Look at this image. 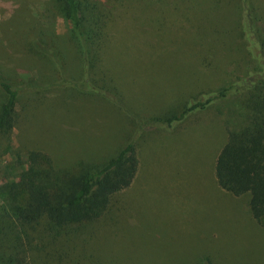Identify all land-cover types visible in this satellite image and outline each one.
Here are the masks:
<instances>
[{"label": "trees", "instance_id": "16d2710c", "mask_svg": "<svg viewBox=\"0 0 264 264\" xmlns=\"http://www.w3.org/2000/svg\"><path fill=\"white\" fill-rule=\"evenodd\" d=\"M105 1L48 0L47 15L43 4L35 9L24 0L0 20V163L21 168L12 180L0 182V264L105 263V252L97 255L90 238L111 212L114 196L134 182L144 137L153 129L173 131L232 96L242 97L244 124L228 132L212 173L222 190L247 197L249 215L264 228V0ZM162 4L184 34L180 43L169 42L182 49L155 56L153 44L132 39L137 35L113 47L116 10L131 12L133 19L136 9ZM49 8L66 21L63 33L48 19ZM209 8L219 10L221 27L209 28L214 19ZM130 49L141 58L149 55L153 64L164 56L192 59L198 76L173 90L169 101L179 103L166 114H148L133 102L138 95L124 86L117 60L129 54L125 62L136 63ZM231 49L237 57L227 52ZM72 98L101 105H90L99 117L75 129ZM107 108L114 113L110 117L100 113ZM44 117L51 118L47 128L41 124ZM58 120L74 127L68 130L79 138L54 131ZM105 120L120 126L116 137L106 131ZM20 126L27 144L32 142L25 151L12 139ZM48 135L61 151L68 143H81L86 156L68 162L47 142ZM41 141L44 148L33 145ZM212 258L206 257L207 264H224Z\"/></svg>", "mask_w": 264, "mask_h": 264}, {"label": "rangeland", "instance_id": "374dc122", "mask_svg": "<svg viewBox=\"0 0 264 264\" xmlns=\"http://www.w3.org/2000/svg\"><path fill=\"white\" fill-rule=\"evenodd\" d=\"M25 1L35 9H40L42 4L44 10L50 7L48 0H42L40 4L36 0ZM20 2L24 0H0V20L10 17L11 11ZM163 8L164 4L156 9H136L133 19L131 12L123 14L121 10H116L115 22L110 26L115 34L113 47L117 50L118 42L130 43L129 38L137 35L132 39L140 37V40L153 44L155 56L170 49H182L169 42L180 43L184 34L173 16ZM49 9L52 12L48 19L52 26L57 33H63L67 28L66 21L52 8ZM207 11L214 16L208 23L209 28L221 27L219 10L209 8ZM46 13L49 15L48 11ZM178 29L179 34L176 33ZM217 48L219 54L223 55L219 42ZM130 52L137 57L132 58L136 63L125 62L124 59L131 60L129 54H119L120 59L117 60L122 62L124 86L138 95L135 99L131 97L133 102L144 107L150 115H164L168 108L176 107L179 101L174 98L169 101L173 90L179 86L182 89L191 76H198L192 73V59L188 56H164L165 60L158 57L153 64L149 55L141 58L132 49ZM227 52L234 55L232 49ZM235 57L237 55L232 58ZM241 100L240 96L218 100L211 108L192 115L173 131L153 129L144 137L139 149L140 167L134 182L114 196L111 212L90 238L97 255L105 252L103 264H207L208 256L213 257L215 263H263L264 228L249 215L247 197L230 195L216 184L211 166L218 150L227 141L228 132L244 124L245 111ZM68 105L75 112V129L88 126L82 123L90 120V117H99L96 109L90 106L97 107L96 103L72 98ZM99 107L102 106L98 105L97 109ZM46 110L51 112L50 109ZM108 112L107 108L100 113L106 117L114 114ZM50 119L44 117L41 124L49 127ZM53 124L54 131L61 134L63 131L70 134L72 131L68 129H74L65 127L59 120ZM102 124L115 137L121 129L115 121L105 120ZM21 128H15L12 139L14 145L21 146L25 151L32 142L27 144ZM71 135L74 138L80 136ZM19 139L23 142L20 143ZM46 140L52 142L50 146L55 152L64 153V159L68 162L86 156V149L81 150L82 144L79 142L68 143L61 151L51 135ZM33 145L44 148L46 144L41 141ZM77 145H80L79 149ZM11 163L10 167L5 162L0 163V182L12 180L14 174L21 170L20 165ZM44 262L43 259L40 264H50ZM52 264L74 263L56 261Z\"/></svg>", "mask_w": 264, "mask_h": 264}]
</instances>
